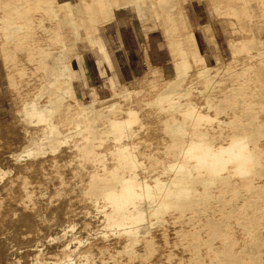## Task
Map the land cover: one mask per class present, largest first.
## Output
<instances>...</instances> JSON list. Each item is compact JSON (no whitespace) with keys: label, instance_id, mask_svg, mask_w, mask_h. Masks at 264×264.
<instances>
[{"label":"rangeland","instance_id":"rangeland-1","mask_svg":"<svg viewBox=\"0 0 264 264\" xmlns=\"http://www.w3.org/2000/svg\"><path fill=\"white\" fill-rule=\"evenodd\" d=\"M54 1L38 4L33 0L15 8L8 0H0V12H6L11 18L9 23L13 28L27 36L18 40L20 50H27V45L31 43L29 40L34 38L35 34L38 37V30L35 31L31 21V14L35 12H38L36 20L42 27L41 35L52 37L60 45L59 49H54L50 44L38 45V40L35 39L36 50L24 52L25 54L30 52L35 64H39L40 61L37 73L44 80L43 85H36L32 89V93H36L34 101L39 100L45 104L50 100L53 103L62 98L78 97L86 106L93 104V98L98 94L103 103L99 108H92L93 112L87 114L91 121L86 122L85 117L80 116L78 125L81 126L79 125L75 131L86 133L71 132L70 138L74 134L83 142H73L69 145L70 138L66 139V144L62 145L68 148V153L56 157L51 162L40 163L39 161L43 159L31 152L32 142L47 136L52 130L59 131L47 127L42 133H38L36 126L29 122L26 116L30 104L26 109L25 107L29 97H24L23 108L14 111L15 102L9 91L11 87L1 77L4 73L1 66L3 64L6 67L9 59L16 61L18 57L0 54V119L6 124L15 117L20 128L17 136L19 139L5 138V149L8 151L1 159L3 157L7 159L0 160L2 162L0 216L9 217L0 220V264L264 263V183L260 182L264 179V145H258L257 141L253 144L244 132L248 130L246 127L248 125L249 129L259 134L258 139L264 136L263 122L257 120L259 114H264V105L258 110L255 101L257 96L248 97L250 85L244 88L242 83H234L225 88L223 80L222 82L215 80V77L225 79L233 75L232 69L223 70L218 68L216 63L219 58L225 61L233 60L230 46L226 43L227 39L232 38V34L226 23L219 24L213 19L210 0H158V6L162 11L159 18L153 10L141 14L137 11L134 13L132 10L137 9L135 0H64L67 15L57 18ZM245 1L246 7L249 6L248 12L243 6V0H239L240 5L234 0H224L225 6L229 8L232 6L237 17L243 11L246 13L243 18H238V24L235 26L250 35L248 37L254 40V46L264 56V0ZM18 11L25 13L23 19L17 15ZM114 15L117 18L116 22ZM190 19L194 27L190 26ZM164 20H169V25ZM45 23L50 27H44ZM24 28L26 32L22 31ZM165 29H169L168 35L165 34ZM196 33L197 45L189 51L185 41L192 39ZM236 39L233 47H238L242 42L239 36H236ZM166 40L173 56L175 54L176 57V54L183 51L184 54L194 55L198 61V67L191 66L192 73L184 87L188 92L187 102L199 108L212 110L211 116L218 119L226 130V135L231 137L229 143L225 141L217 143L216 137L198 135L197 141H201L200 147L203 152L201 161L193 159V164L200 170L211 163H216L215 167L221 171H229L238 177L252 173V164L256 157L259 159V166L246 181L245 188L233 187V184L237 183L233 181L214 185L200 181L198 183L200 193L196 196L200 203L190 205L193 207L183 205L182 217L154 220L156 227H168L167 220H173L172 228L178 226L180 229L178 232L198 235L200 239L183 243L185 242L183 235V242L179 244L169 242L165 244L162 236L155 240L126 237L124 241L118 239L110 242L108 234L114 232V213L102 203L100 212H104L107 219L102 224L90 204L104 201L113 191L110 188L114 187L116 149L114 146L111 148L109 153L111 158H108L105 154L108 147L105 148L96 141L112 142L114 139L102 138L101 133H97V136L94 133L92 137L85 136H88L87 130L102 128L104 131L110 130V119L113 115L110 114L107 101H120L121 97L128 93L124 86L142 74L145 68L143 52L146 47L152 63L161 67L167 77L187 80L186 74L179 76L177 70H174ZM173 41L178 46L175 50L171 46ZM246 42L250 44L249 38ZM106 44L109 50V63L104 59L99 60L98 56V52L104 51ZM179 46H182L183 50ZM72 47L77 51L71 52ZM121 47L126 49L129 62L127 59H121L117 53L116 50ZM218 54L220 57L217 58ZM69 56H74L75 59L72 60ZM189 60L188 58V64ZM248 65L246 68L236 70L243 80L248 76L252 77V74L258 75L261 70L264 71V65L258 66L250 61ZM161 69L159 72H162ZM194 69L201 71L198 76L202 82L193 79ZM159 77L160 84L166 82L165 76ZM261 86L260 82H252V93L261 91ZM176 91L177 94L182 92L180 89ZM199 97L203 100L202 104L197 103L196 98ZM168 103L172 110L174 106L171 102ZM103 111L105 112L102 113ZM100 113L103 114L101 117L109 118L102 120ZM188 114L196 117L197 108L190 109ZM224 117H231L232 120L227 121ZM245 119L247 125L242 122ZM238 128L240 131L234 133ZM180 140L181 138L173 136L166 155L159 157L155 166L168 165L170 171L174 170V166L169 163L174 159ZM33 147L38 149L36 146ZM125 147L130 150L129 145ZM31 158L37 163L29 164L27 161ZM14 164L18 167H14ZM127 167L133 176L132 182L136 185L141 184V179L135 176L130 162ZM10 178L12 181H7ZM9 191H14V196L7 195ZM228 195L231 198L226 201L225 196ZM245 197L246 202L241 204L239 199ZM11 198L15 199L16 207L9 205ZM55 198L56 201H53ZM37 199L39 201L36 202ZM145 204L147 206V202ZM225 205L231 210L220 213L218 209L222 210ZM185 210L187 212H184ZM32 220L36 223L35 228L27 226ZM14 221L23 224V228L17 233H13L10 227ZM146 222L145 220L138 225L142 234L148 231ZM97 235L103 238V243L93 241ZM203 236H206L207 240L202 241ZM10 237L19 243L25 240L23 256L16 258L17 250L9 254L3 253L2 247L5 241L11 240ZM28 241L35 242V246L31 247ZM97 246H100V249L84 250ZM166 247H171V250ZM44 249L46 252L40 255ZM82 251H85L89 258H80ZM95 254L98 258L90 257Z\"/></svg>","mask_w":264,"mask_h":264},{"label":"crops","instance_id":"crops-1","mask_svg":"<svg viewBox=\"0 0 264 264\" xmlns=\"http://www.w3.org/2000/svg\"><path fill=\"white\" fill-rule=\"evenodd\" d=\"M168 21L164 20L167 25H169ZM190 22V26L194 27L191 19ZM197 34L189 41H185L189 51L197 45ZM166 43L174 70H177L179 76L186 74L187 80L181 81L177 78H169L162 69V72H159L160 69L156 65L150 71L144 68L141 75L124 86L128 93L121 97L120 101H107L109 102L110 114L111 116L113 115L110 119V130L104 131L102 130L103 128L101 130H87L88 136H85L90 137L89 134L91 133H101L100 137L102 138L114 139L116 167H114V207L112 211H114V239L117 240L127 239L126 237L132 239L142 237L141 239L143 240L153 238L155 240V238L162 236V241L165 244L167 242L179 244L183 242V235H185V242L183 243L200 239L198 235L178 232L177 230L180 231V229L172 228V231L166 226L156 227L154 220L182 217L183 205L193 207L190 205L200 203L199 198L196 197L200 193L198 189L200 181L204 184L209 183V185L219 184L222 181L241 182L248 180L254 171V163L252 164V173L245 177L234 176L229 171H221L218 167H215L216 163L203 167V169H200L202 170L201 172L193 164V159L201 161L203 152L200 147L201 141H197L198 135L204 136L207 134L210 137H216L217 143L223 141L229 143L231 137L226 135V130L220 125L218 119L211 116L212 110L199 108L187 102L188 92L184 87L192 73L191 66L198 67L199 65L197 59L190 53L188 55L184 54L183 51L180 54H176V57L175 54L173 56L167 40ZM74 47L70 49L71 52L73 50L77 51ZM146 49L148 50L146 47L144 52ZM116 51L121 59L128 60L127 51L124 47L118 48ZM134 55H132L133 59ZM98 56L99 60L110 62L107 44L104 47V51L100 50L98 52ZM188 58L190 59V64L187 62ZM160 75L165 76L166 82L159 83ZM142 80L145 83L141 82ZM176 89H180L182 92L177 94ZM132 94L135 95L136 100L126 106L125 101ZM70 100L74 101L72 106L80 108V116L84 113L83 109L90 113L93 112L92 108H99L100 104L103 103L98 94L96 98H93L94 103L86 106L81 103L80 98L76 97L58 99V101L53 103H51V100L45 104L39 100L30 103L26 116L29 122L36 126L39 134L47 127H52L59 131L52 130L47 136H42L32 142L31 152L34 155L36 154L35 156L38 155L37 157L44 158L45 156L56 155L58 150L64 147L62 144H66V141L71 137L68 127L63 126L61 128L56 126L54 122V118L62 113L64 108L70 106L68 103ZM168 102H171V105L174 106L172 110ZM192 108H197L198 115L196 117L188 114V111ZM101 115L103 114L100 113V117ZM107 118L109 116L101 117L102 120ZM77 131L73 132L77 133ZM65 132L66 134H61ZM78 133H86V131H78ZM173 136H177L181 140L175 150L173 161L169 163L174 166V170L170 171L167 167L168 165L155 166V162L159 157L166 155ZM203 142L206 143V141ZM128 145L130 150L125 147ZM223 156L225 157L226 155ZM129 162L134 168L135 176L141 179V184L139 185L132 182L133 176L127 167ZM108 197L105 199L107 200ZM106 200L103 203L108 208L105 204ZM184 212H187V210ZM145 220L147 221L148 231L142 234L138 225ZM205 240L207 238L203 236L202 241ZM171 247H166V249L171 250ZM159 248L163 249L164 247ZM174 249H177V247H174ZM177 264L255 263L180 262Z\"/></svg>","mask_w":264,"mask_h":264},{"label":"bare ground","instance_id":"bare-ground-1","mask_svg":"<svg viewBox=\"0 0 264 264\" xmlns=\"http://www.w3.org/2000/svg\"><path fill=\"white\" fill-rule=\"evenodd\" d=\"M8 1H9L10 5H13L15 8H19L22 3H24L26 5L33 0H8ZM36 2L38 4H43V3L50 2V0H36ZM234 2L238 5H240L239 0H234ZM243 3H244V5H243L244 8L248 12L249 6L246 7V1L245 0H243ZM54 4H55L56 12H57V14H56L57 18H61V16L67 15L64 0H62V1L55 0ZM135 4H136L137 9L134 8L132 10V11H134V13H135V11H137L141 14L142 12L153 10V11H155L157 18L161 17V15H162V11L160 10V8L158 6V0H135ZM209 6L213 10V13H214L213 19L219 24L220 23H226L227 27L229 28V31L232 34V38L227 39L226 43L230 46V51L233 54V57H232L233 60L225 61V59L219 58L216 60L217 61L216 63H217V67L221 68L223 70L232 69L233 75L231 77L227 76L225 79H222L220 77H215V80L221 81V82L223 80V82H225V85L223 87H225V88H229V86H232V84H234V83H242L244 88H247V86L250 85V87H248L249 88V92H248L249 96L248 97L250 98V97L255 96V95L257 96L255 101L257 102V106H258L257 109L259 110L264 105V75H263L264 73H262L264 71L261 70L262 72L261 71H259L258 73L256 72L258 75L254 76V74H252L253 75L252 77L248 76V78L244 79V80L242 78H240V76L238 75V72H236V70H239L240 68H243V67L246 68L247 66H249L248 65L249 61L253 62L255 64H258V66L264 65V56H262V53L260 52V50H258L254 46V40L251 37H248L250 35L247 32H243L241 28L235 26L236 24H238V18H243V16L246 13H243L244 12L243 11L240 13L239 17H237V15L233 12L232 6H231V8L225 6L224 0H210ZM39 12H43V11H39ZM37 13L38 12L31 14V21H33L35 31L38 30L37 31L38 37H36V34L34 35V38H32V36L30 35L32 39L29 40V42H31V43H29L27 45V50H20L18 48L19 47L18 46V40L20 38H27V36L22 32H17V29L13 28V26L9 23L11 18L7 15L6 12H3V11L0 12V54L3 53V54H6L8 56L13 55V57H18L16 61H14L13 59H9L6 67L3 64L1 66L2 70L4 71V73L2 74L1 77H3L4 82H6L11 87L9 91H10L11 95L13 96L12 98H14L13 99L15 102L14 111L23 108V106L25 105L24 104V97H27V98L29 97L27 102H26V107H25V109H26L27 106L31 102L36 100V98L34 96L36 93H34V92L32 93L33 87L36 85L41 86L44 84V80L41 79L40 75L37 73V71L40 68V61H39V64H35V62H33V59L31 58L30 52H27L26 54L24 52L36 50V46L34 44L35 39L38 40V43H37L38 45L50 44L53 46L54 49L60 48L59 43L56 40H54L52 37H50V36L45 37V36L41 35V33H42L41 28L42 27H41L40 23L38 22V20H36ZM17 15H19V18L23 19V17L25 16V13H23L22 11H18ZM116 21H117V18L114 15V22H116ZM118 22L121 23L120 20H118ZM44 27L48 28L50 26L47 23H45ZM27 28H31V27H27ZM22 31L26 32V29L24 28ZM180 31H182V30H180ZM165 34L166 35L169 34V29H165ZM236 36H239L240 37L239 40L242 42L238 47H233V45H232L233 42H235L237 40ZM248 38L250 40V44H248L246 42V40ZM171 46L173 47V50L178 48L177 44L174 41H173ZM14 53H16V54H14ZM69 57L72 60L75 59L74 56H69ZM143 57H144V64L143 65H145V70L150 71L152 69V67H156L152 63V61L150 59L149 52L147 49L145 50ZM218 57H220L219 54L217 55V58ZM6 58H8V57H6ZM157 67L159 69H161V67H159V66H157ZM224 68H226V69H224ZM259 68H262V67H259ZM34 72H35V77H33ZM193 72H194L193 73V79H195L197 82H202L198 76V74H200L201 71L199 69H194ZM141 82L145 83V81H143V80ZM252 82H260L262 84V86L260 87L261 91H258L256 94L252 93V87H251ZM67 98H71V97H67ZM76 98H78V97H76ZM196 99H197V103H199V104L203 103V100L200 97L196 98ZM133 100H136V97H135V95L132 94L129 96V99H127L125 101L126 106H127V104L132 103ZM68 103L70 104V106L67 108H64L63 112L54 118V122L57 125L62 126V127H63V125H66V127H68L70 132H72L81 126V124H79L80 125L79 126L78 123H79V119H81L82 116L85 117L86 122L91 121V118L87 116L88 111H86L85 109H83L84 113L81 114V117H80V114H79L80 108L72 106V104H74V101L70 100ZM224 119L227 121L232 120L231 117H224ZM257 120L259 122H263V125H264V114H259L257 116ZM245 121H246V119L242 120L243 123H245ZM246 127L248 128V130L246 129V130H244V132H246L248 139L253 144L255 141H257L258 145H264V136L261 137L260 139H258L259 134L254 132L252 129H249L250 126L247 125ZM19 129L20 128L16 124V118L15 117L12 120H10L9 123H6V124L1 122V119H0V160H2L4 158L3 157L1 159V157L3 155H5L6 152L8 151V149H5V147H6L5 146V143H6L5 138L19 139L17 137L20 133ZM88 131H90V130H88ZM236 131H240L239 128L235 129L234 133ZM93 134L94 133H91V134H89V136L92 137ZM96 136H97V134H96ZM73 142H83V140L76 138V136L73 134L72 138H70V140H69V143H70L69 145H71ZM96 142L105 148L108 147V149L105 151V154L108 155V158H111L109 153L111 152V148L114 146V140H112V142L109 140H98ZM87 143H88V141H87ZM8 146L10 147L11 145L8 143ZM4 150H5V152H2ZM65 153H68V148L62 147L59 149V152L56 155L45 156L44 158H42L43 160H40L39 162L40 163L51 162V160H54L56 157H62ZM4 159L6 160L7 158H4ZM4 159H3V161H5ZM258 160L259 159L256 157L255 162H254L255 163L254 164V170L257 169L259 166ZM27 162L29 164L37 163L36 160H34L33 158L29 159ZM1 163L2 162L0 161V166H1ZM14 167H18V165L14 164ZM7 181H12V178L7 179ZM246 181L247 180L234 183L233 187H244L245 188ZM224 182H230V181H222L221 183H224ZM260 182L264 183V179L261 180ZM110 189H112L113 191L110 192V196L107 198V200L105 199L106 200L105 204L107 205L109 211L114 213V211H112V208L114 207V187H112ZM7 195L14 196V191L7 192ZM225 197H226L225 198L226 201H229L231 198L230 195L225 196ZM246 200H247V197L241 198V199H239V202L242 204V203H245ZM53 201H56V198L53 199ZM102 203H103V200H102V202L96 201V202L90 204V206L92 207V211L94 209L93 212H96V215L99 216L98 221H100V222H102V224H104L105 220L107 221V219H106L105 213L100 212V209L104 205V203H103V205H102ZM9 205L12 207H16L15 206L16 205L15 199L11 198ZM229 210H231V209L228 208L227 205H225L222 210L218 209V211L220 213L221 212L226 213ZM243 213H245L244 210H243ZM27 215H28V217H30L29 213ZM8 218L9 217L6 215L0 216V220H6ZM34 222L35 221L32 220L31 222H29L27 224V226L29 227V225H31L30 227L35 228L36 223H34ZM173 224H174L173 220H167V226L170 229H172V227L174 226ZM10 227H11V230L13 231V233H17V231H19L21 228H23V224L20 222L14 221V223ZM174 229H179V228L177 226V227H174ZM32 230H33V228H32ZM172 231H173V229H172ZM108 235H109L108 240L110 242H114V240H117V239H114V232L109 233ZM10 239H11V237H10ZM21 239H23V238H21ZM24 239H25V237H24ZM123 239L124 238H122L120 240L124 241ZM102 240H103V238H101L99 235H97L93 241H95L97 243H103ZM24 241L25 240H21L20 243L18 241H13L12 239L10 241H5V243L2 247L3 253L9 254L10 252L17 250L18 252L16 253V258L23 256L24 252H25V251H23L25 248L24 246H26V242H24ZM17 242L19 243L18 245H17ZM28 243H31L30 244L31 247L35 246V244H34L35 242H33V241L32 242L28 241ZM96 249H100V246H97L96 248L87 247L84 250H96ZM44 252H46V249L41 251L40 255H44ZM95 253H96V251H95ZM97 254H98V252H97ZM97 256L98 255L95 254V255L90 256V257L91 258L92 257L98 258ZM87 257L89 258V256L85 254V251H82L80 258L86 259ZM106 264H108V263H106ZM138 264H140V263H138Z\"/></svg>","mask_w":264,"mask_h":264}]
</instances>
